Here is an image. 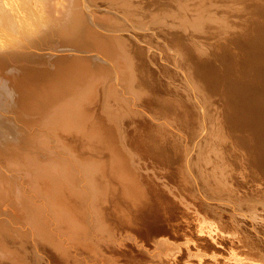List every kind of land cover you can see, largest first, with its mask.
Returning <instances> with one entry per match:
<instances>
[{"label":"bare ground","instance_id":"6f19581e","mask_svg":"<svg viewBox=\"0 0 264 264\" xmlns=\"http://www.w3.org/2000/svg\"><path fill=\"white\" fill-rule=\"evenodd\" d=\"M264 0H0V264H264Z\"/></svg>","mask_w":264,"mask_h":264},{"label":"rangeland","instance_id":"374dc122","mask_svg":"<svg viewBox=\"0 0 264 264\" xmlns=\"http://www.w3.org/2000/svg\"><path fill=\"white\" fill-rule=\"evenodd\" d=\"M263 243H264V240H263Z\"/></svg>","mask_w":264,"mask_h":264}]
</instances>
